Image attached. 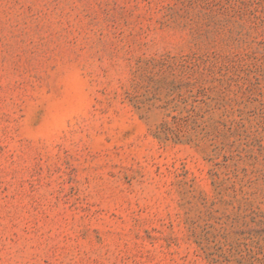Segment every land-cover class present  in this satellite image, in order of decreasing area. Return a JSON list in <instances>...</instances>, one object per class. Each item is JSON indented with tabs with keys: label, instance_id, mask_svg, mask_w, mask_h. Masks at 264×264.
Wrapping results in <instances>:
<instances>
[{
	"label": "rangeland",
	"instance_id": "rangeland-1",
	"mask_svg": "<svg viewBox=\"0 0 264 264\" xmlns=\"http://www.w3.org/2000/svg\"><path fill=\"white\" fill-rule=\"evenodd\" d=\"M0 264H264V0H0Z\"/></svg>",
	"mask_w": 264,
	"mask_h": 264
}]
</instances>
